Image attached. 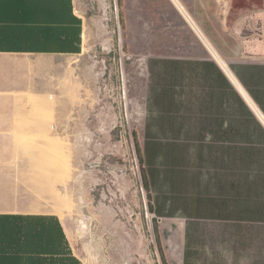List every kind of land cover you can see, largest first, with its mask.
<instances>
[{"label": "crops", "instance_id": "crops-1", "mask_svg": "<svg viewBox=\"0 0 264 264\" xmlns=\"http://www.w3.org/2000/svg\"><path fill=\"white\" fill-rule=\"evenodd\" d=\"M122 11L146 76L145 138L176 142L142 149L151 195L204 206V241L172 258L163 246L168 264H264V0H123ZM85 38L75 0H0V226L56 216L69 240L58 213L35 207L21 154L50 134L53 85Z\"/></svg>", "mask_w": 264, "mask_h": 264}, {"label": "rangeland", "instance_id": "rangeland-1", "mask_svg": "<svg viewBox=\"0 0 264 264\" xmlns=\"http://www.w3.org/2000/svg\"><path fill=\"white\" fill-rule=\"evenodd\" d=\"M75 1L86 25L83 53L67 59L62 90L53 85L50 134L21 154L35 172V207L60 215L85 264H163L154 219L172 258L179 243L204 241L203 202L153 194L151 212L133 132L142 149L176 142L160 132L145 138L146 76L125 47L119 1Z\"/></svg>", "mask_w": 264, "mask_h": 264}, {"label": "trees", "instance_id": "trees-1", "mask_svg": "<svg viewBox=\"0 0 264 264\" xmlns=\"http://www.w3.org/2000/svg\"><path fill=\"white\" fill-rule=\"evenodd\" d=\"M122 7L123 0H118ZM120 19L125 27L123 12ZM137 157L139 158L144 186L148 191L151 212H156L152 205L151 191L144 166V156L139 135L133 132ZM15 216V215H14ZM24 219L25 216L17 215ZM28 224L0 226V264H83L74 254L70 242L56 216L34 215ZM154 230L161 260L168 264L160 236L157 219H154Z\"/></svg>", "mask_w": 264, "mask_h": 264}]
</instances>
